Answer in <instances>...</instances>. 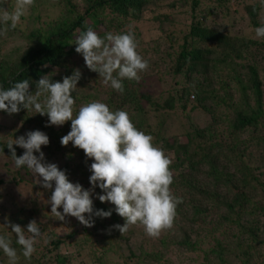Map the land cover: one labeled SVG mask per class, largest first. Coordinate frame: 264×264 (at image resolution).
Listing matches in <instances>:
<instances>
[{
  "label": "trees",
  "instance_id": "1",
  "mask_svg": "<svg viewBox=\"0 0 264 264\" xmlns=\"http://www.w3.org/2000/svg\"><path fill=\"white\" fill-rule=\"evenodd\" d=\"M162 2L82 0L80 9L75 0H58L59 15L44 20L47 2L34 0L15 29L11 22L0 23V88L28 80L35 92L41 77L62 82L79 68L73 115L93 101L126 111L171 160L170 190L182 199L172 227L156 240L139 223L123 234L112 227L125 219L113 204L97 198L104 194L99 187L92 195L94 210H112L110 217L93 216L92 227L72 216L57 220L48 203L54 182L52 190L34 183L36 176L26 166L15 167L8 143L0 138V158L6 156L11 164L6 167L10 178H0V236L10 240L17 264H114L117 256V264H264V38L255 36L264 24V0H176L167 11ZM187 3L191 20L182 25L169 10ZM14 7L15 0H0V9L11 12ZM146 9L150 15L144 21ZM132 19L144 21L148 31L135 33L127 25ZM89 27L101 38L133 32L138 54L149 62L138 73L139 81H122L123 93L105 85L76 52V37ZM21 39L27 45L18 46ZM0 116L12 117L18 132L46 133L45 161L66 171L70 182L92 187L93 160L71 142L61 144L71 121L46 126L47 115L23 107L11 115L0 110ZM18 147L21 156L25 150ZM32 220L42 235L28 259L9 225L25 228L27 237ZM0 264H9L3 250Z\"/></svg>",
  "mask_w": 264,
  "mask_h": 264
},
{
  "label": "clouds",
  "instance_id": "2",
  "mask_svg": "<svg viewBox=\"0 0 264 264\" xmlns=\"http://www.w3.org/2000/svg\"><path fill=\"white\" fill-rule=\"evenodd\" d=\"M34 0H15L14 9L9 12L0 9V23L15 29L22 16L33 6ZM7 29L5 28L4 31ZM2 34V33H0ZM257 38H264V24L255 29ZM76 52L82 54L86 67L99 74L105 85L124 92V79L139 81L138 73L146 71L149 62L137 52V41L133 32L122 34L107 33L101 38L91 27L76 37ZM82 73L79 68L71 76L53 82L48 75L36 81L35 92L30 91V82L23 80L4 90L0 88V110L9 115L19 113L21 107L36 114L47 115L46 126H62L71 121L70 132L61 138L62 146L70 142L82 149L92 159L89 177L92 187L84 189L79 183L70 182L66 171L57 164L45 161L42 146L49 144V137L40 130L29 131L9 143L15 167H27L38 177L37 184L54 191L48 203L57 220L64 221L72 216L87 227L94 226L95 217L108 218L112 210H94L92 195L96 187L104 194H97L103 202L115 206V212L125 219L123 225H113L122 234L129 226L143 225L150 237H158L164 229L171 228L176 216L177 205L182 199L170 190L173 174L171 160L154 146L153 137L138 130L124 110L111 111L100 101L81 106L73 115L76 90ZM23 148L24 154L17 156L13 145ZM39 153V156L35 153ZM42 178V179H41ZM63 208V212L59 211ZM85 214H88L87 217ZM9 227L17 236V243L23 248V256L30 259L35 252L36 238L42 235L36 220L25 228L19 224ZM0 250L8 257L9 264H17L16 250L5 236H0Z\"/></svg>",
  "mask_w": 264,
  "mask_h": 264
},
{
  "label": "rangeland",
  "instance_id": "3",
  "mask_svg": "<svg viewBox=\"0 0 264 264\" xmlns=\"http://www.w3.org/2000/svg\"><path fill=\"white\" fill-rule=\"evenodd\" d=\"M42 1V0H41ZM176 0H164V2H162V7L167 11V5L170 4V2H173ZM44 2H47V4H45V7L43 8V12H42V16L44 17V20H48L51 18H55L59 15L61 9L58 6V0H44ZM54 3L56 4L55 6ZM75 3L79 6L80 9H82L84 7V4L82 3V0H75ZM190 8V3H187L186 5L184 4L183 7H179L176 8L174 10H169V13L171 15H174L176 17V20H178V23H181L182 25L189 22L190 19V12L189 11ZM150 9H146L144 12L142 10V17H144V21L146 20V18L150 15ZM144 21L140 20V21H136L133 20L130 22V24H127L129 26V28L131 30H133L135 33L138 32L139 30L142 29V31H148V28L146 27L147 24H144ZM164 26H168V24H163ZM27 27H29V25L27 24ZM24 28L26 29V22H24L21 25V29L24 32ZM150 34L148 33L146 36L142 35V38L145 40V38L149 37ZM27 45V41H24L21 39V41L18 43V46H25ZM156 90V88H155ZM154 89H151L150 92L153 93L155 91ZM157 93V91H155ZM177 118V117H175ZM178 121V120H177ZM0 138H2V142H7L8 144L14 143L15 139L25 135L26 134L24 132H18V130L16 129V127H18V124L13 120L12 117L10 116H0ZM174 129L176 130V120L174 122ZM11 133H13L15 136H12ZM13 147H15V144L13 145ZM45 148V147H42ZM19 149V147L17 148V150ZM54 153L56 155H60L61 151H57L56 149L53 150ZM45 153V149L43 151ZM35 155L39 156V153H35ZM46 156V155H45ZM66 158V153H64L63 155V159ZM66 160V159H65ZM8 163L10 164L8 158L5 156L3 158H0V178L1 179H6L8 180V178H10V174L6 171V167L8 165ZM11 165V164H10ZM72 166L75 165V162L72 161L71 163ZM22 176V174L19 173V177ZM38 177H36V179L34 180L37 182ZM42 179V178H41ZM2 180H0V183L2 184ZM41 185V184H38ZM6 187V185H5ZM24 188V187H23ZM1 200V198H0ZM7 199H4V201H6ZM151 240H156L155 238H151ZM114 259V264H117V260L121 259L119 258V256H117V258H113Z\"/></svg>",
  "mask_w": 264,
  "mask_h": 264
}]
</instances>
